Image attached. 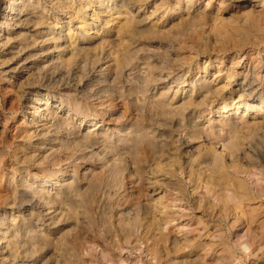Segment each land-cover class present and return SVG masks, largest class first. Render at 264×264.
<instances>
[{
  "label": "rangeland",
  "instance_id": "rangeland-1",
  "mask_svg": "<svg viewBox=\"0 0 264 264\" xmlns=\"http://www.w3.org/2000/svg\"><path fill=\"white\" fill-rule=\"evenodd\" d=\"M161 1L129 0L132 13L139 11V15L128 28H123L119 35L114 28L106 31L105 41L86 40L88 46L73 51L79 52L74 56L69 47L65 49L61 39H55L58 30L61 28L62 38L69 24L71 30L80 35L79 27L87 24L92 14L101 17V22L111 17L110 21L116 23L119 17L114 12L102 13L108 0H61L60 4L40 0L39 8L30 7L25 11L27 17H40L41 25L35 27L28 22L26 30L17 34L18 31L11 32V46L0 58L5 61L0 65V214L7 212L19 218L20 204L38 197L36 191L53 193L57 181L75 177L80 197L73 193L67 203L53 208L54 216L61 209L74 212L57 218L51 226V248L58 246L63 256L49 253L47 259L51 257L61 263L65 259L73 264L74 251L85 253L95 243L99 245L94 253L96 260L101 251L105 254L119 245L124 248V264H155V257L160 264H177L184 253L190 255L189 259L197 254L207 255L210 245L218 242L219 246L212 249L216 254L230 246L235 252L234 262L264 264V209L248 224L239 221L236 227L243 228L236 235L228 224L232 202L223 207L219 201L216 166L211 159L204 158V152L219 148L222 142L217 144V141L221 137L246 136L244 129L230 132L223 128L218 122L223 114H217L215 106H225L228 116L233 107L230 106L232 99L240 100V104L246 102L247 83L261 66L264 44L256 46L260 32L252 22L236 27L233 17L243 8L236 9L230 0L225 3L226 8L222 7L224 19L215 20L210 16L187 21L180 19L182 11L172 9L175 0H166L167 8L159 9ZM251 1L261 3V0ZM100 2H106L101 9ZM212 6L218 7L217 0ZM152 29L158 32L152 33ZM175 37L181 41L175 42ZM19 44L21 47H17ZM177 57L184 58L183 81L204 75L212 80L210 74L217 69L219 76L214 87L225 83L230 72L233 78L228 85L233 86L232 91L225 90L226 99L221 100L195 88L193 103L180 110L183 118L161 117L154 109L153 95L164 86L160 84L161 79L153 80L157 71L152 67ZM114 64L119 67L115 69ZM5 69L11 73L7 82L2 72ZM171 86L178 88L176 84ZM35 89H40L41 95L47 94L48 107L56 114L29 125L23 123V117L29 120L30 108L36 105L31 96ZM186 92L187 89L185 95ZM178 96L172 107L180 105ZM172 97L173 92L169 93L168 101ZM207 107L211 110L198 119V112ZM174 110L179 113L178 109ZM196 124L199 131L191 134L193 137L184 135L192 133ZM106 128L129 132L126 145H121L116 135L109 136L110 132L105 131L108 136H104L105 139L102 131ZM87 131L96 136L89 141L77 139ZM138 137L148 141L142 143L141 152L135 154L133 148ZM178 139L183 140V144ZM169 145L173 146L171 152L167 151ZM198 150L200 153L196 154ZM87 170L95 173L90 188L81 180ZM165 178L171 183L164 194L157 183L166 181ZM175 185L183 188L182 196L169 190ZM136 202L146 204L147 210L165 205L173 213L171 225L176 228L177 239L157 242L155 257L144 250L145 244L150 242L139 241L138 250L126 244L143 232L140 228L121 227L122 221L134 212ZM17 225L22 231L21 221ZM125 234L129 236L127 239ZM97 262L104 264L101 260Z\"/></svg>",
  "mask_w": 264,
  "mask_h": 264
},
{
  "label": "bare ground",
  "instance_id": "bare-ground-1",
  "mask_svg": "<svg viewBox=\"0 0 264 264\" xmlns=\"http://www.w3.org/2000/svg\"><path fill=\"white\" fill-rule=\"evenodd\" d=\"M60 1L61 0H50V3L55 2L56 4H60ZM112 1L113 0H108V4H107L108 6L104 7V12L102 13L114 12L117 15V17H119L117 21L115 20L117 24L115 22L113 23L110 21L109 18L111 17L101 22L102 21L100 19L101 17L99 18L96 14H92L91 16L92 19H89L90 21L87 22V24L84 23L79 27L80 35L73 32L69 24H67V32L64 33L63 37L62 38L60 37V33H62V30L60 28L58 30V34L56 35L58 38L55 39L57 40L61 39L66 47L65 49L69 47L70 53L72 54V56H74L75 54L79 55L78 54L79 52L74 53L73 51L83 50L88 46L87 45L88 42H86V40L91 42L92 39H100L101 41H105L107 37L104 35V33L106 31H111L112 28H114L115 33L119 35L120 31H122L123 28H128L129 24H131L135 20V17L139 15V11H137V13L135 12V14L132 13L129 7V0H115L114 2ZM230 1L233 2V5L236 9L243 8L239 14L234 15L232 22L236 25V27H239L241 24L245 26L251 22L254 23V25L257 27V29L260 32V39H259L260 42L256 46L257 47L262 46V44H264V0H261V3L259 5H257V3L255 2H252L251 0H230ZM234 1H236V3H234ZM213 2H215V0H175V6H173L172 9L175 8L180 13L182 11V14H179L180 19L185 21L193 20V19H202V18L204 19L210 16H213L215 20L224 19L223 18L224 11H222V7L226 8L225 3L227 2V0H217L218 2L217 8H214L212 6ZM167 3L168 1L162 0L161 3L159 4V9L163 7L167 8L166 6ZM104 4H106V2H100L99 8L101 9V6ZM82 5L85 6V4ZM40 6H41L40 0H0V58L4 56L5 51L11 46L10 45L11 32L13 33V31H18L16 32L17 34L20 33L24 28L26 30L27 29L26 23L28 22L32 23V25H34L35 27L41 25L40 17L39 18L38 16L27 17V15L25 14V11L28 8L32 7L33 9H37ZM42 9L45 10V7H42ZM102 13L100 12V15H102ZM166 24H169L168 21L166 22ZM10 29H12V31ZM151 32L156 33L158 31L152 29ZM89 33L90 35L92 34V36H90ZM135 33L138 34L137 32ZM89 36L90 38H88ZM173 39L175 40V42L181 41L178 37H175ZM78 42H80V44H77ZM17 47H21V44H19ZM105 48L107 47L105 46ZM20 50L21 48H19V51ZM263 52L264 50H262L261 52L262 54L260 55L261 56L260 59L262 60L260 61V65H261L260 69L254 73L253 78L247 83V87L244 93L246 102L244 104H240V100L236 98L232 99L230 106L233 107H232V111H230V114L228 116L225 115L227 113V111H225L226 110L225 106H222V108L220 107V105L215 106L216 107L215 112L217 114H223L220 120L218 121L221 123L223 128H226L230 132H235L244 129L246 130V136H226V138L224 139L221 137L217 141V144H219V142H222V144L219 145V148L217 150L212 148V150H207L206 152H204L205 154L204 158L207 157L211 159V161L214 162L216 166V180H217L216 185H217L219 201L222 202L223 207L227 206L226 205L227 202L229 201L232 202V206H231L232 212L228 224L232 229L235 230L236 235H238L237 231L243 228V226L240 227V225H237L238 227H236V224L239 221H241L242 224L244 223L248 224L249 221L251 222V220H253L257 216V213H259L260 211H262V209H264V53ZM108 55L106 57H108ZM183 59L177 57L176 59L172 58L171 60L170 59H168L167 61L164 60V63H160L158 66L152 67L153 71H157V74L156 76L153 77V80L154 79L157 80V78L161 79L160 84L164 86L159 90L156 89L155 94L157 96L155 94L153 95V98L155 99V101L153 102L154 109L156 112L160 113L161 117L167 116V117H171L172 119L175 116H181L183 118V112L180 110H183V106L191 105L193 103L194 101L193 94L195 93V88H198V91H203L204 93H207L206 95L221 100L226 99L224 97L226 94L225 95L223 94L225 90L230 92L233 89V86H229L233 78V74L230 73L229 71L226 77L227 81L219 87L217 86L214 87L213 84L215 83L216 78L219 76V70L217 69L215 72L210 74L213 78L212 80H209V77H207V75H204V76H198L197 78L194 79L192 78L188 82H186L185 80L183 81ZM4 64L5 61L0 59V65L2 66ZM169 64H172L173 66L170 67ZM165 65H167V67H163ZM117 67H119V65L114 64V68L117 69ZM255 67L256 65L253 67V70ZM202 68H203V73H205V68H206L205 65H203ZM11 69H15V68H11ZM2 72L6 74L4 75V81L6 82L9 81L10 80L9 76L11 73L8 72L6 69L3 70ZM61 73H64V70L61 71ZM113 73L116 72L113 71ZM96 74L104 75L102 71L101 72L96 71ZM174 84L178 86V88H176L175 86L176 90L173 89L171 86ZM185 89L188 90V92H186V95L184 93ZM33 92L35 94L31 96L32 97L34 96L35 98L34 102L36 105L30 108L29 111L30 113L28 116L29 120L25 121V117H23V123L25 124L28 123L29 125L34 123L37 124L38 121H44L46 120V118L50 117L51 115L55 116L56 114L55 112H53V108L48 107L49 100L48 97H45L47 96L46 93L41 95L40 89H35V91ZM171 92H173V97L168 101V95ZM177 95H179L178 97H180L177 102L180 105H178V107L177 106L172 107V105L173 104L175 105L176 103L173 102ZM173 109H178L177 111L179 113L175 112V110L173 111ZM207 110H211V108L207 107L204 108L202 112L199 111L197 118L198 119L201 118L203 113ZM197 127L198 126L196 124L195 127L196 129L193 130L192 133L185 132L184 135H186L188 138L193 137L191 136V134H196L199 131ZM180 128L183 132L182 129L183 127ZM105 131L107 133L110 132L109 136L116 135L117 136L116 138L118 139V142L121 145L123 146L126 145L129 132L106 128L105 130L102 131L103 133L102 136L103 137L105 136L106 138L108 136L107 134L106 135L104 134ZM93 136L96 135L92 134L91 131H87L84 133L83 136L77 137V139L80 140L84 139L86 141L87 140L89 141L93 138ZM137 140L138 141L135 142L133 148L135 154H139L141 152L140 146L142 145V143H146L145 141H148V139L144 140L141 137H138ZM178 142L180 144H183V140L181 139H178ZM173 143L174 142H172V144ZM171 146L172 145H169L170 148L167 147V151H169V149L170 152L172 151L173 146L172 147ZM110 149L111 150L113 149L112 146H110ZM195 153L199 154L200 150H198ZM119 158L122 159V157ZM94 176H95L94 170H90V171L87 170L86 172L82 173L81 180L84 181V183H87L88 188H90ZM165 179L166 181H159L157 183L160 187H162L164 194H165V190L168 187V184L171 183V180H168L167 178ZM61 183H63L62 184L63 186L61 185ZM175 186H176L175 188L169 190L176 192V194L179 196H182L183 188L181 186L179 187L178 185ZM73 193L76 194V197L78 198L80 197L78 180H76L75 177H67L65 180H62L60 183H58L57 181L54 184L53 193L49 191L39 190L36 191L38 197L36 198L33 197L31 200L28 199L26 203H24L23 201L24 204H20L19 206L21 210L19 211V213L21 214L23 213V214L22 215L20 214L19 218H14L13 215L7 212L0 214V264H69L65 259L63 260V263H61L59 260H54L51 257L50 259H47L46 255L49 253H51V255H58L59 253L60 255L63 256L62 253L64 252L58 249V246L55 245V247L51 248L52 246L50 244L51 235H52L51 226L55 224L57 218L61 219L74 212L72 209H65L64 210L65 212H62L61 209L60 212L56 213L54 216L53 208L57 204L64 202L67 203L68 202L67 198L70 197V195ZM134 208L135 209L132 215L127 216L125 218V221H122L121 227L128 226L129 227L128 230H137L140 228L143 230V232L140 233L139 235L136 236L134 235L132 241L126 242V244L129 243L132 245V248L138 250L139 241L142 240L145 242H150L149 244L147 243L145 244L144 250L148 254L154 255L155 257L156 255L154 251V246L157 244V242H166L169 241L170 239H177L175 232L176 228L175 226L171 225L174 221L171 218V215L173 213H170L168 207L165 205L161 207L155 206L151 210H147L146 204H143L141 202H136ZM25 213L27 214L25 215ZM20 221H21L22 231L21 229H18V225H17V223ZM19 233H21L20 236ZM128 237L129 236H126L125 234V239H127ZM218 244L219 243L217 242L210 245V247L208 248L210 250L209 253H207V255L197 254L195 255V258L192 257L193 259L191 258L189 259L190 255L184 253L183 258L177 264H236V263L243 264L241 260L234 262L235 252L233 250V247L227 246L226 248L222 249L218 254H216V251H213L212 249H215L216 246H219ZM98 246H99L98 244L95 243L92 244V246H90L85 253L83 252L79 253L74 251L76 260L73 264H98L97 261L99 260L103 261L104 264H124L126 262L125 258H123L124 254L122 255L124 248L119 245L115 249L105 252V254L103 253V251H101V253L99 254L100 255L99 259L96 260L94 253H95V249ZM155 264H160V261L158 260L157 257H155Z\"/></svg>",
  "mask_w": 264,
  "mask_h": 264
}]
</instances>
